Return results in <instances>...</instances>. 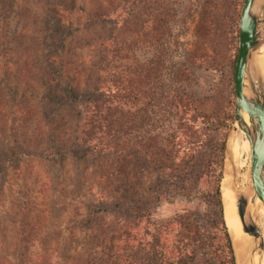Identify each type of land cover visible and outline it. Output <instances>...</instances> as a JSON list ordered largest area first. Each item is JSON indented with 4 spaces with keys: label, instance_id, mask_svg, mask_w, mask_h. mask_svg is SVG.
I'll use <instances>...</instances> for the list:
<instances>
[{
    "label": "rangeland",
    "instance_id": "374dc122",
    "mask_svg": "<svg viewBox=\"0 0 264 264\" xmlns=\"http://www.w3.org/2000/svg\"><path fill=\"white\" fill-rule=\"evenodd\" d=\"M122 1L0 0V264H109L104 247L114 244L110 239L127 232L136 243L144 229L151 235L161 229L164 253L171 256L172 219L179 214H191L201 230L214 231L196 188L187 198L172 187L169 174L139 170L136 158L126 169L122 155L86 153L77 142L85 92L113 71L107 42L114 24L90 19L102 4L140 11L148 0L136 8ZM164 2L176 13L170 21L174 57L193 75L192 94L211 119L228 124L223 168L242 1ZM260 79L264 95V74ZM242 136L233 150L239 173L231 160L227 181L249 197L246 212L261 234V248L252 254L256 239L241 230L233 193L224 218L238 240V248L232 244L238 264H264V206L251 191ZM140 206L150 211L146 223L130 212ZM186 264L210 262L195 248Z\"/></svg>",
    "mask_w": 264,
    "mask_h": 264
},
{
    "label": "trees",
    "instance_id": "16d2710c",
    "mask_svg": "<svg viewBox=\"0 0 264 264\" xmlns=\"http://www.w3.org/2000/svg\"><path fill=\"white\" fill-rule=\"evenodd\" d=\"M129 2L136 8L146 0ZM175 15L164 0H148L144 9L126 12L118 5L102 4L93 15L91 22L102 19L114 24L107 42L113 71L85 92L77 142L86 153L122 155L126 169L136 158L139 170L169 174L175 179L172 187L187 198L196 188L197 199L209 208L214 231L211 235L201 230L191 214H179L172 219L171 256L164 253L162 230L151 235L144 229L136 243L127 232L110 239L114 244L104 247L109 264H186L195 248L210 264H235L219 182L228 124L211 119L191 92L193 75L174 57L177 41L170 21ZM233 64L234 59L229 123L234 108ZM70 92L74 94V89ZM130 212L138 221L149 220L150 211L142 206Z\"/></svg>",
    "mask_w": 264,
    "mask_h": 264
},
{
    "label": "water",
    "instance_id": "95a60500",
    "mask_svg": "<svg viewBox=\"0 0 264 264\" xmlns=\"http://www.w3.org/2000/svg\"><path fill=\"white\" fill-rule=\"evenodd\" d=\"M263 2L264 0H243L239 11L237 50L232 71L234 111L224 144L226 149L227 139L234 130L243 132L249 147L251 191L264 206V95L262 81L255 74L252 64V54L259 46L264 45ZM233 192V206L241 230L252 240L256 239V245L251 249L253 254L262 246L261 234L246 212L249 197L235 188Z\"/></svg>",
    "mask_w": 264,
    "mask_h": 264
},
{
    "label": "bare ground",
    "instance_id": "6f19581e",
    "mask_svg": "<svg viewBox=\"0 0 264 264\" xmlns=\"http://www.w3.org/2000/svg\"><path fill=\"white\" fill-rule=\"evenodd\" d=\"M252 64H253L254 72H255L256 75L261 76V75L264 74V45L259 46L258 50L255 51L252 54ZM242 133L243 132L241 130H239V129L234 130L229 135L228 145H227V147L225 149V153H226L225 154V166L222 169L223 171H222L221 182H220V190H221V195H222L223 207H228L229 201H230V194L234 193L233 192V184L234 183L231 182L232 180H231L230 177H229V182H231V183H228V181H227V169H228V165L231 162V160L233 162L235 161L236 154L233 153V150L236 147L239 149V147L241 145V140L243 138ZM233 162H231V163H233ZM233 170H234V174H238L239 173L238 161L237 160L235 161V164L233 166ZM227 191H228L229 196L227 195ZM224 212H225V208H224ZM236 230H238V229H236ZM229 233H230V236H231V239H232L231 241H232L233 246L238 248L237 247L238 245L236 244V242L238 240L235 238L234 233L232 232V230H230ZM246 247H247V243L244 242L243 243V247L241 249H239L240 253L238 254V256H240L243 251L245 252L246 249H244V248H246ZM234 258H235L236 264H238L236 254H234Z\"/></svg>",
    "mask_w": 264,
    "mask_h": 264
}]
</instances>
